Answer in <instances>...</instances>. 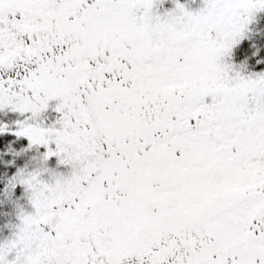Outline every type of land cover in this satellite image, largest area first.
Wrapping results in <instances>:
<instances>
[{"label": "rangeland", "instance_id": "374dc122", "mask_svg": "<svg viewBox=\"0 0 264 264\" xmlns=\"http://www.w3.org/2000/svg\"><path fill=\"white\" fill-rule=\"evenodd\" d=\"M263 8L0 0V133L36 153L0 264H264V80L226 82Z\"/></svg>", "mask_w": 264, "mask_h": 264}, {"label": "trees", "instance_id": "16d2710c", "mask_svg": "<svg viewBox=\"0 0 264 264\" xmlns=\"http://www.w3.org/2000/svg\"><path fill=\"white\" fill-rule=\"evenodd\" d=\"M185 1L186 0H180V2ZM137 11L138 9H136L134 17L136 16ZM256 15L257 16L252 19V22L246 28L245 39H242L238 43H234L230 50L231 54L228 59L229 75L227 74L226 79V82L228 78L230 81L228 89H236L240 84L247 80H254L257 81V83L258 81L261 82L264 80V8L261 11V14ZM222 89L225 90L226 87H223ZM214 90L215 89L209 88L205 92H200L202 94L198 93L189 96L184 94V101L189 97H193L191 99H194V96H197L198 100L204 102V105H207V107L214 106L215 103L213 102V98L220 96L218 93H215ZM181 91H186V93L189 94L191 90L183 89ZM201 96L204 97L199 98ZM0 121H4L5 125H10L13 122L11 118L4 120L2 114H0ZM24 146V143H21L19 138H13V136H9L8 134L0 133V205H3V208L0 206V243L2 242V237L7 233V230H9V228L6 229L1 223L3 221L1 210L4 209L5 216L11 215L13 218L16 207L15 209H12L9 204H12L11 200L13 203L18 202L14 200V197L11 199L9 193L17 195L20 192L17 185H13L14 180L11 179L12 175L16 173L18 169L22 170L26 165L28 167L33 162L36 154L29 150L23 152L22 150L20 151L19 149ZM13 206H15V204ZM21 207H25V202H23V206ZM19 208L20 207H18L17 210Z\"/></svg>", "mask_w": 264, "mask_h": 264}, {"label": "flooded vegetation", "instance_id": "af4514ba", "mask_svg": "<svg viewBox=\"0 0 264 264\" xmlns=\"http://www.w3.org/2000/svg\"><path fill=\"white\" fill-rule=\"evenodd\" d=\"M165 253H167V252L164 251V254H165ZM162 257H163V256H162L161 252H158V251H157V252L154 254V257L152 258V261H153V260H155V261L158 260V261H159V259L161 260ZM155 261H154V262H155Z\"/></svg>", "mask_w": 264, "mask_h": 264}]
</instances>
